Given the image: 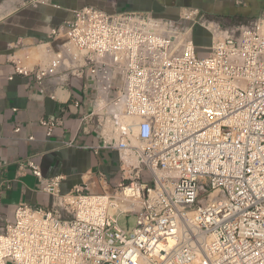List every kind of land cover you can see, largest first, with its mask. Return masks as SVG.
Returning a JSON list of instances; mask_svg holds the SVG:
<instances>
[{"label": "built area", "instance_id": "1", "mask_svg": "<svg viewBox=\"0 0 264 264\" xmlns=\"http://www.w3.org/2000/svg\"><path fill=\"white\" fill-rule=\"evenodd\" d=\"M74 14L41 43L46 62L12 57L10 80L33 77L63 107L86 104L80 129L120 152L122 181L63 194V177L22 164L53 203L0 213V264H264V13L235 25L195 8L178 20ZM40 124L52 136L62 120ZM121 217L136 219L133 231Z\"/></svg>", "mask_w": 264, "mask_h": 264}, {"label": "crops", "instance_id": "2", "mask_svg": "<svg viewBox=\"0 0 264 264\" xmlns=\"http://www.w3.org/2000/svg\"><path fill=\"white\" fill-rule=\"evenodd\" d=\"M261 2L264 0H49L34 8L20 0H0V213L21 205L52 206V196L42 191L41 182L28 169H22L24 163L40 166L46 179L63 177V194L85 184L94 193L102 192L106 184L113 190L122 181L120 152L99 148L101 140L96 130L86 134L80 129V120L90 108L86 104L82 109L72 104L63 107L42 97L33 77L10 80L14 55H31L35 63L46 62L41 43L49 39L53 30L72 21L76 10L85 7L109 14L146 12L172 20L179 19L183 8H195L210 18L240 22L261 16ZM199 29L201 37L196 42L207 48L211 39L206 38L204 29ZM201 55L205 56L206 51ZM71 93L83 101L79 81L71 83ZM50 118L62 120L52 136L40 124ZM71 141L74 146L67 145Z\"/></svg>", "mask_w": 264, "mask_h": 264}, {"label": "rangeland", "instance_id": "3", "mask_svg": "<svg viewBox=\"0 0 264 264\" xmlns=\"http://www.w3.org/2000/svg\"><path fill=\"white\" fill-rule=\"evenodd\" d=\"M261 7L263 8L264 7V2H261ZM217 19V18H216ZM226 23L227 24H231V25H235V24H238L239 21H229V20H226ZM224 21V24L227 25ZM204 35V33H203ZM200 37H201V32H200V29L197 28L196 31H195V39H198L200 40ZM207 39H211V35L208 34L206 36ZM199 52H201V49H199ZM145 181L148 182V183H152V179L151 177H149V174L146 173V178H145ZM120 224L123 228L129 230V231H133V229L136 227V219L131 217V218H126V217H121L120 219Z\"/></svg>", "mask_w": 264, "mask_h": 264}, {"label": "bare ground", "instance_id": "4", "mask_svg": "<svg viewBox=\"0 0 264 264\" xmlns=\"http://www.w3.org/2000/svg\"><path fill=\"white\" fill-rule=\"evenodd\" d=\"M126 194H127V195H130V194H131V191H130V190H127V191H126Z\"/></svg>", "mask_w": 264, "mask_h": 264}]
</instances>
